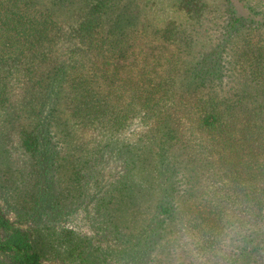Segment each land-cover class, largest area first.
<instances>
[{
  "label": "rangeland",
  "instance_id": "rangeland-1",
  "mask_svg": "<svg viewBox=\"0 0 264 264\" xmlns=\"http://www.w3.org/2000/svg\"><path fill=\"white\" fill-rule=\"evenodd\" d=\"M84 1L71 0L66 4L70 11L58 9L55 17L76 23ZM182 2L114 0L101 16V31L108 35L130 30L154 39L167 24L176 23L182 61L174 70V101H195L207 93L194 78L196 63L226 45L221 96L241 93L234 100L239 110L246 103L249 109L264 105L259 89L235 66L245 33L234 31L226 41L235 17L264 19V0H199L206 6L201 16L190 15ZM58 95L60 99L48 93L19 95L0 114V191L18 186L32 208L27 210L31 219L13 226L49 230L63 242L59 254L47 252V263L66 264L73 246L81 264H264V216L249 219L247 213L228 210L231 216L221 222H233L227 228L194 229L215 203L192 171L195 151L187 148L175 122H136L115 133L94 131L72 116L65 93ZM37 125H49L51 147L55 144L58 151L52 170L42 174L47 181L38 165L42 158L27 151L20 138L23 129ZM39 198L49 207L46 213L36 212ZM0 206L8 208L5 199ZM165 206L167 214L161 211ZM6 218L11 224L17 219L13 212ZM214 232L218 235L213 244ZM0 264L10 261L0 256Z\"/></svg>",
  "mask_w": 264,
  "mask_h": 264
},
{
  "label": "trees",
  "instance_id": "trees-1",
  "mask_svg": "<svg viewBox=\"0 0 264 264\" xmlns=\"http://www.w3.org/2000/svg\"><path fill=\"white\" fill-rule=\"evenodd\" d=\"M113 1L85 0L81 15L73 20L76 23L65 24L55 12L70 11L66 4L71 0H0V114L17 97L37 92L57 99L65 93L72 116L94 131L115 133L136 122L148 125L171 119L187 139V148L194 149L192 171L215 203L214 210L200 216V223L196 220L194 229L227 228L233 222H221L231 216L228 210L260 219L264 216V105L249 109L246 103L239 110L234 100L241 93L221 96L226 45L196 63L194 78L207 93L195 101H174V70L182 61L176 23L167 24L154 39L130 30L104 34L100 19ZM205 7L199 0L181 3L192 16H201ZM234 31L245 33L235 54L236 69L264 97V19L235 17L228 26L227 42ZM37 127L23 129L20 138L27 151L42 158L38 165L43 176L54 167L58 151L55 144L51 147L49 125ZM24 192L18 186L0 191L8 206H0V256L10 264H49L47 252L59 254L63 242L49 230L13 226L33 217L27 212L32 208ZM38 205V213L49 210L44 199L39 198ZM161 211L167 214L169 208ZM8 212L16 214L14 224L6 218ZM217 235L214 232L211 243ZM76 252L77 247L69 246L66 264H81L76 263Z\"/></svg>",
  "mask_w": 264,
  "mask_h": 264
}]
</instances>
